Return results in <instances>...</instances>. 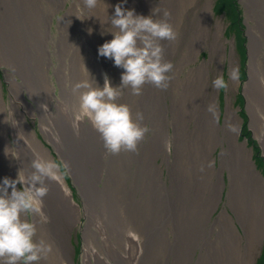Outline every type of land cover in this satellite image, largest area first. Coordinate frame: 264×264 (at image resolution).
I'll return each instance as SVG.
<instances>
[{
	"label": "bare ground",
	"instance_id": "bare-ground-1",
	"mask_svg": "<svg viewBox=\"0 0 264 264\" xmlns=\"http://www.w3.org/2000/svg\"><path fill=\"white\" fill-rule=\"evenodd\" d=\"M66 1L0 0V65H9L10 70L13 66L12 72L20 78L6 73L7 104L0 88V183L5 177L16 179L20 170L27 175L37 155L53 159L27 124L28 115L39 119L41 135L68 164L82 198L80 208L62 175L47 182L43 211L48 222L38 227L53 251L39 264H73L62 239L64 223L70 227L81 223V264H192L195 249L201 250L195 264H253L264 238V178L256 171L246 143L237 142L240 117L228 106L220 126L216 90L208 94L210 67L214 65L221 74L226 58L221 23L216 21L211 29L210 0L201 5L199 0H141L149 15L154 9L159 13L153 19L165 10L170 13L178 37L162 44L167 61L177 56L170 73L174 78L166 90L149 84L139 96L123 90L120 102L130 105L133 115L143 113V124L150 131L138 153L118 155H106L89 121L76 119L72 86L89 74L100 87L105 74L113 87L121 84L124 69L112 59L106 58V63L98 48L100 38L104 43L113 39L115 29L109 31V26L115 6L131 10V0H101L93 9L77 0L58 19L57 32L52 34L53 12ZM241 1L248 38L247 77L241 86L249 127L264 155V0ZM87 25L94 26V31ZM183 36L185 45H180ZM25 41L23 50L20 43ZM204 48L210 50L208 60L190 66ZM232 68L237 69L230 55L229 71ZM238 79L229 80V88ZM213 104L215 118L207 110ZM223 141L227 147L215 169L212 152ZM82 152L91 157L84 159ZM164 163L169 185L163 179ZM88 164L93 172L85 167ZM223 171L228 173V186ZM221 194L243 237L226 210L207 227Z\"/></svg>",
	"mask_w": 264,
	"mask_h": 264
},
{
	"label": "clouds",
	"instance_id": "clouds-1",
	"mask_svg": "<svg viewBox=\"0 0 264 264\" xmlns=\"http://www.w3.org/2000/svg\"><path fill=\"white\" fill-rule=\"evenodd\" d=\"M99 2L83 0L88 9L95 8ZM157 14L154 9L153 15ZM153 15H137L134 10L117 4L110 18L115 29L111 31L113 39L99 46L98 54L124 69L121 84L113 87L105 74L104 85L100 87L88 73V79L72 86L77 97L73 108L76 119L89 121L100 135L106 155H118L122 151L138 153V146L150 131L143 124V113L133 115L131 106L120 102L123 90L130 89L135 96L142 95L146 84L166 90L174 78L170 75L174 65L164 58L162 41L174 42L178 32L167 10L156 19ZM237 79V69H230L229 80ZM212 87L217 91L227 89L223 72L212 81ZM207 110L215 118L214 104ZM212 166L213 162H209L208 167ZM68 167L64 161L37 155L30 162L31 171L27 175L20 170L16 179L5 177L0 183V264H39L52 253L53 245L39 235L38 223L48 222L43 211L44 197L49 191L47 182L58 178Z\"/></svg>",
	"mask_w": 264,
	"mask_h": 264
},
{
	"label": "rangeland",
	"instance_id": "rangeland-1",
	"mask_svg": "<svg viewBox=\"0 0 264 264\" xmlns=\"http://www.w3.org/2000/svg\"><path fill=\"white\" fill-rule=\"evenodd\" d=\"M156 3H159L161 0H155ZM200 5L202 2L205 0H199ZM211 2V9H212V16H211V29H213L214 23L216 21H219L222 26V36H221V41L225 44V53H226V58L223 62V76L224 79L228 83L227 89H221L219 91L216 90L217 97L215 102L219 106V118H218V123L220 126H222L224 115L226 108L228 106L231 107L235 111V114L238 116L239 120L241 121L240 123V133L237 136V142H245L246 143V148L251 152V160L254 163L256 171L259 172V174L264 178V155L262 152V149L257 141V139L253 135V131L249 127V119H248V113L246 111V103H245V97L242 92V84L246 80L247 77V60H246V55H247V46H248V38L246 35V24H245V7L242 4L241 0H210ZM72 3H77V0H68L66 1L64 7L60 10H57L56 12L54 11L53 13V19H52V25L50 26L51 28V33L54 34L57 32V23L58 19H61L63 16L65 10L67 11L68 8L71 6ZM131 10H134L137 15H143V16H149L148 11H147V5L145 2H141V0H131ZM83 11V10H82ZM251 12V11H250ZM88 15V14H87ZM85 19H88L85 17ZM87 23H89L86 20ZM185 24H188L185 20ZM67 26L68 23H67ZM87 27L91 28L94 31V26L92 25H87ZM113 28L111 27V24L109 26V31H111ZM210 29V31H212ZM56 31V32H55ZM185 40L186 36H183V38L180 40V45H185ZM100 45L104 43L103 38H100ZM21 48L23 47V50L26 49V41L23 43H20ZM40 45L36 46L35 49L39 50ZM42 48V45H41ZM22 53L20 52V55ZM210 55V50L208 48H204L199 54L196 59V61L191 64L190 66H195L205 60H208ZM230 55L233 57V62L235 64V67L237 68L238 71V83L235 87L229 88V57ZM177 56L174 57L173 61L176 59ZM64 56L61 54V60H63ZM105 58V57H104ZM54 63L57 61L55 58H53ZM106 62V58L104 59ZM172 61V62H173ZM107 63V62H106ZM13 66L10 70L9 65L3 66L0 65V88H1V95L3 101L7 104L8 101L10 100V94H9V87L8 83L5 80L6 73H12L14 77H17V74L12 72ZM209 83H210V90L208 92L209 96H211V91L213 89L212 87V81L220 75V73L215 69L214 65H211L210 70H209ZM17 80L20 81V78L17 77ZM164 91L161 92V95L164 99H166V96L163 94ZM213 92L215 90L213 89ZM56 95H59V90H55ZM26 100H27V94H24ZM162 104V103H161ZM167 106L168 104L164 103L163 113L167 115ZM27 124L31 127L33 132L35 133L36 138H38L41 142L42 145L45 146V148L49 149V152L53 155V159L60 160L62 161L56 152H54L52 145L47 143L43 136L40 133L39 130V119L37 117L31 118L30 116H25ZM192 128V125L190 129ZM221 134V131H220ZM10 137V135H9ZM88 138V137H87ZM223 147H227L226 142H222V144H218L215 148L214 151L212 152V157L214 159V165L215 169L219 168V157L220 153L223 151ZM73 148L75 146L73 145ZM47 149V150H48ZM82 156L84 159L85 158H90L91 156L86 154V152H82ZM168 156L172 158V151L168 152ZM83 161V160H82ZM159 161V162H158ZM158 164H161V160L158 159ZM107 163L111 165V160L108 159ZM118 164V163H117ZM89 165V164H88ZM86 165L85 167L87 168L88 171L93 172V167L90 165ZM165 163L162 164L163 166V174H164V181L166 182L167 185H169V181L167 178V169L165 168ZM223 176V181H225L226 186L229 185V178H228V173L226 171H223L222 173ZM62 177L66 183V185L69 187L71 190V194L73 196V200L82 208V198L81 194L77 190L73 179L70 175L69 170L66 172H63ZM18 188L21 187V185H17ZM225 193V188L223 187L222 194ZM168 194V193H167ZM166 194V195H167ZM221 194L220 202L218 203L217 208L213 209L211 211L210 218L207 222V227H210L211 224L214 222L219 215V213L222 210H226L227 213L231 216L233 219L234 225L238 231V233L243 237V231L238 224V222L235 220L233 213L230 211V209L227 207L225 204V197L223 200ZM175 197V196H174ZM79 219L83 220L82 217H79ZM81 223L79 224V226ZM64 232L62 231V239L64 240L68 257L72 261L73 264H81V252H82V245H83V238H82V233L79 229V226L76 224L75 226L72 225L71 227L68 226V224L64 223L63 225ZM214 238V236H212ZM242 245L244 243L242 242ZM195 254L193 256V262L192 264H195L198 257L200 256V249H195ZM253 264H264V238L260 245L257 248V251L254 254V261Z\"/></svg>",
	"mask_w": 264,
	"mask_h": 264
}]
</instances>
